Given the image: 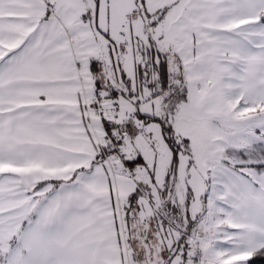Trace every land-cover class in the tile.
<instances>
[{
	"label": "snow or ice",
	"instance_id": "1",
	"mask_svg": "<svg viewBox=\"0 0 264 264\" xmlns=\"http://www.w3.org/2000/svg\"><path fill=\"white\" fill-rule=\"evenodd\" d=\"M264 260V0H0V264Z\"/></svg>",
	"mask_w": 264,
	"mask_h": 264
},
{
	"label": "trees",
	"instance_id": "2",
	"mask_svg": "<svg viewBox=\"0 0 264 264\" xmlns=\"http://www.w3.org/2000/svg\"><path fill=\"white\" fill-rule=\"evenodd\" d=\"M255 264H264V260H259V259H257V260L255 261Z\"/></svg>",
	"mask_w": 264,
	"mask_h": 264
}]
</instances>
